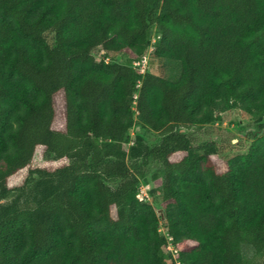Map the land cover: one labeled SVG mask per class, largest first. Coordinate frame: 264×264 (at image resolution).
Listing matches in <instances>:
<instances>
[{"label":"trees","instance_id":"obj_1","mask_svg":"<svg viewBox=\"0 0 264 264\" xmlns=\"http://www.w3.org/2000/svg\"><path fill=\"white\" fill-rule=\"evenodd\" d=\"M235 103L264 127V0H0V264H261L264 133L191 135Z\"/></svg>","mask_w":264,"mask_h":264},{"label":"rangeland","instance_id":"obj_2","mask_svg":"<svg viewBox=\"0 0 264 264\" xmlns=\"http://www.w3.org/2000/svg\"><path fill=\"white\" fill-rule=\"evenodd\" d=\"M158 34L159 32L157 28L153 27V39H156ZM116 59L122 61L124 57L118 55ZM147 67L150 72L171 79H176L181 72V64L179 61L155 56H152L149 59ZM136 133H141L149 145L158 143L161 138L159 132L144 129L138 124H135L130 128L131 136ZM261 133H264V127H261L260 124L256 122L254 115L244 110L239 103L233 104L230 108L224 111L215 110L214 120L212 122L203 124L199 127L196 126L191 130L193 145L196 148H202L206 144L215 143L219 150L217 153L224 161L233 155L246 153L253 141V137ZM40 161V159H37L35 163H40ZM144 170L145 177L142 180V186L140 187L142 195H144L148 184L150 186L156 185V179L161 177L160 164L154 160H150ZM155 174L156 177H154ZM110 184L114 185L115 182L111 181ZM15 197H17L16 194L11 193L7 198L0 199V207L12 203ZM19 199L22 206L23 203H26V200L30 199V196L22 194L19 195ZM157 210L160 211L159 209ZM241 248L244 256H253L254 249L251 245L242 244ZM170 249L176 255V249L172 247V245L170 246ZM261 264H264V258L262 259Z\"/></svg>","mask_w":264,"mask_h":264},{"label":"built area","instance_id":"obj_3","mask_svg":"<svg viewBox=\"0 0 264 264\" xmlns=\"http://www.w3.org/2000/svg\"><path fill=\"white\" fill-rule=\"evenodd\" d=\"M133 64L138 67L140 73H143L147 65V55H143L140 59L134 61ZM141 192L138 194L139 197L146 196V191L144 192V195H142Z\"/></svg>","mask_w":264,"mask_h":264}]
</instances>
